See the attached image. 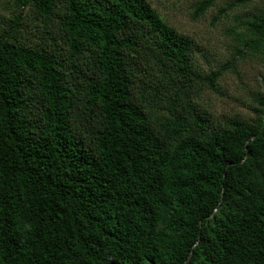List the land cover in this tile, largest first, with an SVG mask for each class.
I'll list each match as a JSON object with an SVG mask.
<instances>
[{
    "label": "trees",
    "instance_id": "1",
    "mask_svg": "<svg viewBox=\"0 0 264 264\" xmlns=\"http://www.w3.org/2000/svg\"><path fill=\"white\" fill-rule=\"evenodd\" d=\"M236 22L204 70L147 0H0V264H264V95L201 101L264 69V10Z\"/></svg>",
    "mask_w": 264,
    "mask_h": 264
},
{
    "label": "rangeland",
    "instance_id": "2",
    "mask_svg": "<svg viewBox=\"0 0 264 264\" xmlns=\"http://www.w3.org/2000/svg\"><path fill=\"white\" fill-rule=\"evenodd\" d=\"M151 6L178 32L191 37L199 46L196 60L204 70L210 66L230 61L235 57L232 36L237 26V17L249 12L264 10V0H248L245 5L237 0H217L215 6L206 11L203 17L193 18V5L198 0H147ZM224 10L223 15L219 11ZM237 73L227 71L218 83L219 93L208 92L201 96L209 110L220 117L239 114L250 116L252 95L260 91L264 95V69L253 58L236 59Z\"/></svg>",
    "mask_w": 264,
    "mask_h": 264
}]
</instances>
